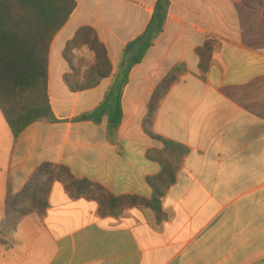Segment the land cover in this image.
I'll use <instances>...</instances> for the list:
<instances>
[{"label":"crops","instance_id":"0c3cea01","mask_svg":"<svg viewBox=\"0 0 264 264\" xmlns=\"http://www.w3.org/2000/svg\"><path fill=\"white\" fill-rule=\"evenodd\" d=\"M49 56L55 121L29 126L16 140L0 111V223L10 183L20 192L44 163L116 197H153L149 178L163 150L145 130L149 103L177 67L184 72L158 109L153 132L188 150L163 199L151 209L100 214L99 203L73 199L55 183L46 215L25 217L0 243V264H264V0H171L163 33L130 73L123 120L110 136L93 112L113 86L125 47L147 29L159 0H75ZM82 27L93 28L114 72L94 89L72 92L64 58ZM214 45L206 74L197 50Z\"/></svg>","mask_w":264,"mask_h":264},{"label":"trees","instance_id":"16d2710c","mask_svg":"<svg viewBox=\"0 0 264 264\" xmlns=\"http://www.w3.org/2000/svg\"><path fill=\"white\" fill-rule=\"evenodd\" d=\"M171 0H159L146 31L129 43L123 52L121 64L110 91L101 105L78 120L100 123L108 116L109 135H116L123 120L122 97L133 68L139 65L147 52L163 33ZM75 0H0V111L17 140L32 124L55 121L49 96V56L57 33L65 26L75 9ZM88 51L91 60L79 69L74 60L76 52ZM214 45L207 43L197 50L200 70L206 74L212 62ZM72 73L64 82L72 92L94 89L112 76L113 64L105 45L96 31L80 28L64 51ZM184 72L177 67L158 86L150 103L145 130L162 142L163 150H151L148 158L161 165V172L148 180L153 197H116L102 185L76 178L63 165L44 163L33 173L24 188L15 193L10 186L4 201L5 218L0 227L14 232L30 214L44 216L50 207V196L55 183H62L73 199H86L99 203L100 214L105 216L116 210L151 209L159 222L166 219L162 201L177 182L178 170L188 153L185 146L157 137L153 132L158 109L171 87Z\"/></svg>","mask_w":264,"mask_h":264},{"label":"rangeland","instance_id":"374dc122","mask_svg":"<svg viewBox=\"0 0 264 264\" xmlns=\"http://www.w3.org/2000/svg\"><path fill=\"white\" fill-rule=\"evenodd\" d=\"M77 59L74 60L75 65L81 69H83V66L86 64V62H89L91 60V55L88 51H81V52H76ZM8 231L4 230L3 227H0V243L1 242H6V238H8Z\"/></svg>","mask_w":264,"mask_h":264}]
</instances>
